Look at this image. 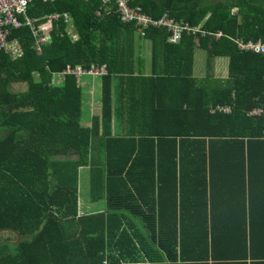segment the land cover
<instances>
[{
  "label": "trees",
  "instance_id": "16d2710c",
  "mask_svg": "<svg viewBox=\"0 0 264 264\" xmlns=\"http://www.w3.org/2000/svg\"><path fill=\"white\" fill-rule=\"evenodd\" d=\"M128 3L221 35L170 42L164 26L126 22L105 0L27 5L70 23L36 21L49 36L40 53L28 25L9 29L16 56L0 50V232L14 236L0 238V264H264V117L246 114L264 104V53L238 46L264 42V0ZM196 42L207 60L226 58V76L192 75ZM67 64L107 68L90 126L84 74L52 82ZM82 165L105 211L77 214Z\"/></svg>",
  "mask_w": 264,
  "mask_h": 264
},
{
  "label": "built area",
  "instance_id": "2783aa9c",
  "mask_svg": "<svg viewBox=\"0 0 264 264\" xmlns=\"http://www.w3.org/2000/svg\"><path fill=\"white\" fill-rule=\"evenodd\" d=\"M32 0H0V50H3L5 53H11V50L16 51L15 53L9 54L11 56H16L20 52V48L13 47L14 42L13 39H9V29L17 28L22 25H28L32 34L35 38V45L42 44L45 42L46 36L43 33V28L35 26V22L39 19H47V20H59L61 17L65 20H69V14L65 13H46L40 17H27L26 8L27 5ZM50 1V0H43ZM108 2H115L117 6V11L120 14V18L126 22L134 21L139 25L146 26L148 24L164 26L169 30V41L170 42H178L181 38V35L184 31H195L198 29L196 25H189L183 21H177L172 17H168L167 15H162L157 19L151 18L148 14L143 13L137 6H131L128 3V0H105ZM23 16V19L21 17ZM197 28V29H196ZM141 29V28H139ZM220 32V31H218ZM221 35V34H220ZM219 36V35H218ZM238 46L240 48L249 49L253 52L264 53V42L261 40L256 41H239ZM36 52L40 53V49H36ZM72 68V67H71ZM67 71V72H65ZM70 69L67 67L62 71L55 72L53 74L52 82L58 83L61 78L69 73ZM104 66L90 67L89 69H83L81 67L73 68V73L76 74V77L80 75H94V74H102L99 72H104ZM224 111H228L229 108H223ZM249 115L254 116H263L264 117V104L254 107L251 111L248 112Z\"/></svg>",
  "mask_w": 264,
  "mask_h": 264
},
{
  "label": "crops",
  "instance_id": "0c3cea01",
  "mask_svg": "<svg viewBox=\"0 0 264 264\" xmlns=\"http://www.w3.org/2000/svg\"><path fill=\"white\" fill-rule=\"evenodd\" d=\"M50 1H45V2H50ZM54 12H57V11H54ZM58 13H65V12H58ZM26 16L31 18L28 15ZM60 19H63V18L61 17ZM45 20L47 22L59 21V20H47V19ZM63 21L70 23V17L68 21H65L64 19ZM41 22L43 23V21ZM40 27L43 28V33L47 36L48 29H46V27L43 25H41ZM15 40L16 39H13V41ZM149 50L150 48L145 46L144 51L142 52L145 57V63H146L144 66L148 70L150 69L149 68L150 67ZM198 50L203 51L202 48H199L197 46V42H196L195 47L193 49V53H192L193 60H192L191 73L194 77L205 76L206 73H210L211 75L218 76V77L226 76V73H227L226 58L214 57L212 59L207 60L205 53L202 55ZM20 51H21V47H20ZM79 86L81 88V108H82L81 124L84 126H90L93 117H96V116L101 117V79L100 77H95V76L93 77L92 75H84L79 81ZM112 96H113L112 98L113 102H115V96L114 95ZM249 111L250 110L246 112L247 115H249L248 114ZM109 130L112 132V134H115L116 129L113 123L110 125ZM102 132H103V127L102 125H100L99 132L95 134L93 138H91L90 140V142L93 144V147H96L99 145V140L101 138ZM5 133L6 131H4L2 135H4ZM50 145H53V143L50 142ZM66 151H69L68 148ZM98 154H99V158H101L100 157L101 151H99ZM94 155L96 156L97 153H95ZM54 157L56 159L68 158L69 154L64 153V154L59 155L56 153ZM70 157L73 158L74 155H70ZM89 168H90L89 165H82V166H79L78 168V190H77L78 191V196H77V214L78 215H82L85 213L105 211V207H106L105 197H100L98 200L90 199V171H89ZM248 209H250L249 206H248ZM248 209H247V212L249 213L250 211ZM251 209L253 211L257 210L252 207ZM4 236L6 237L8 235H4ZM8 237H11V236L9 235Z\"/></svg>",
  "mask_w": 264,
  "mask_h": 264
},
{
  "label": "rangeland",
  "instance_id": "374dc122",
  "mask_svg": "<svg viewBox=\"0 0 264 264\" xmlns=\"http://www.w3.org/2000/svg\"><path fill=\"white\" fill-rule=\"evenodd\" d=\"M33 1V0H32ZM31 1V2H32ZM41 1H43V0H41ZM43 2H45V1H43ZM232 11L233 12H235L236 11V8H233L232 9ZM40 25V24H39ZM197 27H198V29L197 30H195V31H192L193 33H199L200 35H204V33L206 32L207 34H213L215 37H219L218 35H220L221 34V32H218V31H216V32H210V31H208V30H203V29H200V26L199 25H196ZM67 30L68 31H70V32H73L72 30V26H68L67 25ZM74 34V33H73ZM34 37V36H33ZM73 37L75 38L76 36H75V34L73 35ZM46 41L45 42H43L42 44H39V45H35V38H34V41H33V47H34V49L36 48H38V49H40L39 50V52H41V50H42V48H43V46L45 45V44H47L48 42H49V37H47L46 39H45ZM13 47H18V48H20V43H19V41L18 40H15V42H14V46ZM12 52L11 53H8V54H12V53H15L16 51H14V50H11ZM202 55L205 53V52H203V51H201V50H198ZM13 57V56H12ZM69 68L70 69V71H69V73H71V71H73V67L71 68V66L69 65V64H67L65 67H64V69H66V68ZM90 67H92V68H94V67H97V66H90ZM64 69H62V70H64ZM89 69V68H88ZM65 72H67V71H65ZM99 73H102V74H94L93 76H95V77H98V76H101V75H103V74H105V73H107V68L105 67V71L104 72H99ZM200 78H202L203 76H199ZM61 81V80H60ZM77 83L79 84V81L77 80ZM19 86V85H18ZM4 235H10L11 236V238L12 239H14V236L9 232V231H2V232H0V238H2Z\"/></svg>",
  "mask_w": 264,
  "mask_h": 264
}]
</instances>
